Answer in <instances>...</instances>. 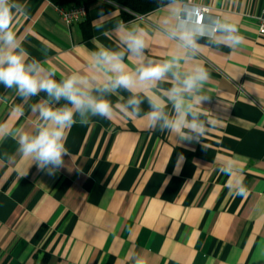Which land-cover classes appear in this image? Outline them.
Segmentation results:
<instances>
[{"label": "crops", "instance_id": "1", "mask_svg": "<svg viewBox=\"0 0 264 264\" xmlns=\"http://www.w3.org/2000/svg\"><path fill=\"white\" fill-rule=\"evenodd\" d=\"M18 2L26 15L13 27L22 46L57 78L92 75L90 53L117 47V21L138 20L150 34L144 62L176 51L162 32L165 18L176 22L169 3L125 19L121 4L95 0L86 18L67 24L53 0ZM183 3L207 6L205 14L227 18L244 37L235 49L200 40L197 59L210 79L199 140L181 141L135 117L77 119L64 165L49 174L6 134L32 130V105L46 93L21 98L0 84V264H132L133 254L148 264H264V0ZM130 95L120 89L107 98L119 109ZM140 107L148 111L147 100Z\"/></svg>", "mask_w": 264, "mask_h": 264}, {"label": "clouds", "instance_id": "2", "mask_svg": "<svg viewBox=\"0 0 264 264\" xmlns=\"http://www.w3.org/2000/svg\"><path fill=\"white\" fill-rule=\"evenodd\" d=\"M167 7L176 21L173 24L165 18L162 26L165 38L176 45V51L168 58L144 62L150 34L138 20L117 21L112 29L117 47L102 45L90 53L92 75L77 71L57 78L51 67L29 56L14 30L17 17L26 15L25 6L18 0H0V84L15 90L21 98L39 96L41 92L47 97L46 102L32 105L36 116L32 130L16 128L6 133L17 140L20 153L31 165L49 174L62 167L67 155V132L77 119L83 124L91 117H135L146 121L148 128L167 131L181 141L199 140L205 135L206 122L202 117L206 113L202 105L209 99L204 89L210 75L197 59L200 40L218 48L235 49L244 37L227 18L203 14L183 0H169ZM104 19L101 13L100 20ZM98 27L103 28V24ZM133 60L135 67L131 66ZM165 82L171 86L161 88ZM120 89L131 95L117 109L107 97ZM61 100L65 103L59 104ZM144 100L148 102L146 112L140 107ZM223 171L231 177V169L225 166ZM245 191L241 182L236 193L243 196ZM130 259L132 264H148L140 254H133Z\"/></svg>", "mask_w": 264, "mask_h": 264}, {"label": "trees", "instance_id": "3", "mask_svg": "<svg viewBox=\"0 0 264 264\" xmlns=\"http://www.w3.org/2000/svg\"><path fill=\"white\" fill-rule=\"evenodd\" d=\"M95 0H53L56 5L66 6L71 4L90 5ZM126 8L123 15L125 19H130L135 14H146L154 9L169 3V0H114Z\"/></svg>", "mask_w": 264, "mask_h": 264}, {"label": "built area", "instance_id": "4", "mask_svg": "<svg viewBox=\"0 0 264 264\" xmlns=\"http://www.w3.org/2000/svg\"><path fill=\"white\" fill-rule=\"evenodd\" d=\"M57 7L67 24H72L86 18L89 9V6L86 4H71L66 6L57 5ZM197 9L203 14L209 10L207 6H198ZM258 19L260 24V32L264 33V5L261 9Z\"/></svg>", "mask_w": 264, "mask_h": 264}, {"label": "water", "instance_id": "5", "mask_svg": "<svg viewBox=\"0 0 264 264\" xmlns=\"http://www.w3.org/2000/svg\"><path fill=\"white\" fill-rule=\"evenodd\" d=\"M202 41H206V40H204V39H201Z\"/></svg>", "mask_w": 264, "mask_h": 264}]
</instances>
